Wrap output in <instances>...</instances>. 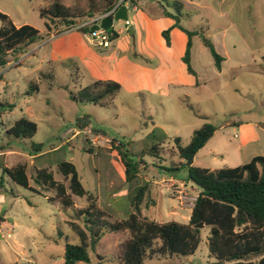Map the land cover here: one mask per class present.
<instances>
[{"label":"rangeland","instance_id":"obj_1","mask_svg":"<svg viewBox=\"0 0 264 264\" xmlns=\"http://www.w3.org/2000/svg\"><path fill=\"white\" fill-rule=\"evenodd\" d=\"M51 1L0 0V12L15 26L29 25L43 36L21 55L9 57L7 66L0 69V153H4L0 156V217L6 219L0 228V264H62L64 243L80 244L83 236L88 238L85 217L71 207L49 202L54 192L34 180L36 169L46 168L55 181L63 183L57 165L72 163L109 221L127 219L132 197L147 184L157 205H142V215L157 222L186 224L198 190L187 182L185 167L176 172L160 168L179 166L175 138L186 146L195 130L212 125V138L192 162L211 171L264 157V72L260 70L264 0H201V15L180 19L185 30H201L224 58L217 70L199 36H193L190 65L195 77L181 61L185 34L172 30L170 48L160 36L174 23L163 16L164 11L173 14L163 0H136L137 10H129L127 24L113 22L112 28L121 32H116L119 38L107 49L88 44L90 28L83 33L76 30L77 25L69 30L52 26V33L45 36L46 20L39 17V10ZM56 1L87 9V0ZM148 5L150 12H146ZM76 22L80 26L88 20ZM130 22L138 25L134 34L128 30L133 26ZM107 80L118 83L120 90L104 105L69 99V93ZM19 119L37 125L31 139L6 134ZM85 127L121 143L124 157L142 168L138 176L125 181L121 156L112 145L93 148L82 135L63 139L68 129ZM33 146L44 153L35 160L28 158L38 153ZM153 146L167 151L150 155ZM10 152L27 157L6 154ZM18 163L26 165L29 186L38 193L2 173L3 167ZM73 201L75 208L86 206L81 198L73 197ZM207 236L208 229L203 228L193 255L158 257L144 264H212ZM124 237V233H106L94 248L86 241L88 262L79 264H119Z\"/></svg>","mask_w":264,"mask_h":264},{"label":"trees","instance_id":"obj_2","mask_svg":"<svg viewBox=\"0 0 264 264\" xmlns=\"http://www.w3.org/2000/svg\"><path fill=\"white\" fill-rule=\"evenodd\" d=\"M128 1L129 7H136V0ZM165 7L171 8L173 14L164 12L163 16L171 19L173 25L161 32L165 46L170 47V32L179 29L186 36L184 54L181 61L189 75L195 77L190 65L192 37L199 36L202 45L208 50L213 64L220 70L224 58L220 56L213 43L200 31H187L179 25L182 17V4L177 1L163 0ZM118 0H87V9L79 10L66 7L52 0L45 8L39 10V17L45 19L46 33H52V26H63L66 30L75 26L77 19L83 22L104 15L111 11ZM164 8V7H163ZM72 20L73 24L65 26ZM82 23V22H81ZM88 26H77L76 30L87 32ZM112 42L118 38L113 28L105 30ZM43 40L38 30L22 25L16 27L8 16L0 12V69L8 64L9 57L22 54L23 51ZM260 70L264 72V55L261 57ZM38 91L36 85L33 86ZM120 85L114 81H96L74 93H69L73 102L104 105V101L115 96ZM11 107V106H7ZM37 132V125L27 119H19L6 130V134L16 139H31ZM215 129L210 124H204L192 134L188 145L181 146L178 138L174 139L175 155L180 159L177 168L160 167L166 172H176L185 167L187 182L197 190V196L192 204L190 217L186 224L177 222H157L142 215V205L156 206L151 200L147 184L138 187L131 199L132 212L125 220H110L105 212L98 208L97 197L87 191L81 184L75 166L70 162L57 165L64 182L53 179L46 168L36 169L34 180L44 188L52 190L54 197L49 202H57L62 208H74L73 197L81 198L86 206L75 209L76 215L84 216L88 238L82 237L80 244L64 243L62 264H79L88 262L87 243L94 248L106 233H124L121 251L117 256L119 264H144L147 260L165 256L193 255L200 243V231L208 229L207 249L214 259L212 264H264V157H253L248 163L234 168L208 170L192 165L196 153L212 138ZM122 144L115 147L121 156L124 167L125 181L134 180L141 169L139 163H132L121 151ZM35 152L40 148L33 146ZM89 151H91L89 149ZM158 146H153L149 154L166 152ZM170 151V149L168 150ZM173 151V150H172ZM141 163V161H140ZM5 174L15 184L35 193L37 190L29 186L25 164H16L11 168H2ZM3 179V178H1ZM151 202V203H149ZM3 218L0 217V223Z\"/></svg>","mask_w":264,"mask_h":264},{"label":"built area","instance_id":"obj_3","mask_svg":"<svg viewBox=\"0 0 264 264\" xmlns=\"http://www.w3.org/2000/svg\"><path fill=\"white\" fill-rule=\"evenodd\" d=\"M125 5L128 9L129 3L128 1L125 0H118L117 4L109 11L108 13L89 19L88 22H86L83 26H88L91 28L94 25L99 26L100 21L106 17V16H112L113 13L116 11V9L121 6ZM130 8V7H129ZM134 8V7H132ZM131 8V9H132ZM86 41L88 44H92L98 48L102 49H107L111 45V41L109 40L108 34L104 29H97L95 31H89L88 37L86 38ZM83 136L84 139L87 141V143L93 147V148H98V147H105V145H108V148L111 147H119V143L115 142L113 140H110L108 138L103 137L100 133L93 132L92 130L88 129L87 127L85 128H71L68 129L64 135L63 139L68 140L72 138H76L78 136Z\"/></svg>","mask_w":264,"mask_h":264},{"label":"crops","instance_id":"obj_4","mask_svg":"<svg viewBox=\"0 0 264 264\" xmlns=\"http://www.w3.org/2000/svg\"><path fill=\"white\" fill-rule=\"evenodd\" d=\"M144 1H146V0H141L140 1V3L141 2H143V3H145ZM160 1V0H159ZM169 1H177V2H180L181 4H182V17L183 16H185V18L186 19H189L190 18V16L192 15V14H202L203 13V9H204V6L202 5V1L201 0H199V1H196V0H169ZM164 2V1H163ZM164 4H165V2H164ZM148 7H150V8H148L147 10H146V12H150L151 11V6L150 5H148ZM129 10H132V11H136L137 9H136V7H134V8H129L128 7V13H129ZM164 12H166V11H164ZM183 12H184V14H183ZM160 13H158V15H159ZM181 17V18H182ZM180 18V19H181ZM171 20V19H170ZM128 21H129V18H128ZM141 21V20H140ZM141 23H142V21H141ZM130 24H133L132 22H130ZM173 25V24H172ZM171 25V26H172ZM179 25H180V21H179ZM181 26V25H180ZM16 27H20V26H16ZM132 27V31H133V33L132 34H134L135 33V31H136V29H138L139 30V28H138V25H134L133 24V26H131ZM182 27V26H181ZM114 30V29H113ZM172 30H174V29H172ZM171 30V31H172ZM175 30H178V31H180L179 29H177V28H175ZM115 32H117L118 34H120V32L121 31H116V30H114ZM181 32V31H180ZM183 33V32H182ZM160 36H161V33H160ZM119 38V37H118ZM117 38V39H118ZM113 42V41H112ZM111 42V43H112ZM165 44V43H164ZM170 48V47H169ZM86 143V142H85ZM37 152V151H36ZM6 154H8L9 156L10 155H17V156H20V157H27V156H25V154L24 153H14V152H10V153H6ZM44 153H42V152H38V153H34L33 155H30V156H28V158H30V159H38V158H40L42 155H43ZM4 156V153H0V156ZM19 164V163H18ZM22 164V163H21ZM190 184V183H189ZM190 187L193 189V186L190 184ZM194 190V189H193ZM98 199V198H97ZM73 203H74V201H73ZM74 208H75V204H74ZM192 208V207H191ZM75 209H78V208H75ZM81 209V208H80ZM3 218V222L2 223H0V228H2V227H4L5 226V221H6V219L4 218V217H2Z\"/></svg>","mask_w":264,"mask_h":264},{"label":"water","instance_id":"obj_5","mask_svg":"<svg viewBox=\"0 0 264 264\" xmlns=\"http://www.w3.org/2000/svg\"><path fill=\"white\" fill-rule=\"evenodd\" d=\"M118 21H121V22H124V23H128V9L125 5H121L119 6L116 11L113 13L112 16H106L104 17L101 21H100V24L99 26L97 25H94L90 28L91 31H95L99 28L101 29H108V28H111L112 25H113V22H118ZM73 24V21L72 20H69L67 22H65V26H70ZM75 25H79V22H74ZM129 32L132 34L133 31H132V27L130 26L129 27Z\"/></svg>","mask_w":264,"mask_h":264}]
</instances>
